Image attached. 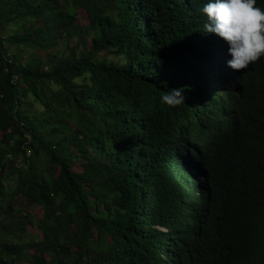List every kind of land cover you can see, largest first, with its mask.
Returning a JSON list of instances; mask_svg holds the SVG:
<instances>
[{
  "label": "trees",
  "instance_id": "obj_1",
  "mask_svg": "<svg viewBox=\"0 0 264 264\" xmlns=\"http://www.w3.org/2000/svg\"><path fill=\"white\" fill-rule=\"evenodd\" d=\"M205 3L0 0V264H264V57Z\"/></svg>",
  "mask_w": 264,
  "mask_h": 264
},
{
  "label": "clouds",
  "instance_id": "obj_2",
  "mask_svg": "<svg viewBox=\"0 0 264 264\" xmlns=\"http://www.w3.org/2000/svg\"><path fill=\"white\" fill-rule=\"evenodd\" d=\"M201 11L207 18L203 31L218 35L228 44L231 59H221L225 68L245 70L264 57V8L257 6V0H207ZM183 92L182 87L169 89L160 101L177 107L185 103ZM176 182L177 177L172 180V187ZM156 227L163 234L169 232L165 224L159 223Z\"/></svg>",
  "mask_w": 264,
  "mask_h": 264
},
{
  "label": "rangeland",
  "instance_id": "obj_3",
  "mask_svg": "<svg viewBox=\"0 0 264 264\" xmlns=\"http://www.w3.org/2000/svg\"><path fill=\"white\" fill-rule=\"evenodd\" d=\"M78 21L81 23H85L87 21L85 14H83L82 17L78 19ZM36 106L38 108H40V105L36 104ZM41 158H43V157H41ZM6 188H7V190H11V179L6 183ZM31 210H32V213L35 214V218L38 217L41 213L39 208H33ZM32 230H33V227L29 225L28 232L32 231Z\"/></svg>",
  "mask_w": 264,
  "mask_h": 264
}]
</instances>
